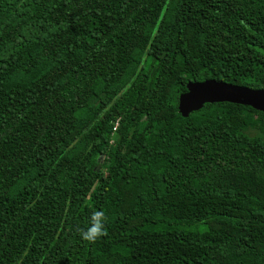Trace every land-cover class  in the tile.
Returning a JSON list of instances; mask_svg holds the SVG:
<instances>
[{
    "label": "trees",
    "instance_id": "16d2710c",
    "mask_svg": "<svg viewBox=\"0 0 264 264\" xmlns=\"http://www.w3.org/2000/svg\"><path fill=\"white\" fill-rule=\"evenodd\" d=\"M209 79L264 90V0H0V264H264V113L183 118Z\"/></svg>",
    "mask_w": 264,
    "mask_h": 264
},
{
    "label": "water",
    "instance_id": "95a60500",
    "mask_svg": "<svg viewBox=\"0 0 264 264\" xmlns=\"http://www.w3.org/2000/svg\"><path fill=\"white\" fill-rule=\"evenodd\" d=\"M229 103L249 107L264 113V90L215 81L190 82L186 85V92L178 97V113L187 118L197 112L205 104Z\"/></svg>",
    "mask_w": 264,
    "mask_h": 264
},
{
    "label": "clouds",
    "instance_id": "9594fccd",
    "mask_svg": "<svg viewBox=\"0 0 264 264\" xmlns=\"http://www.w3.org/2000/svg\"><path fill=\"white\" fill-rule=\"evenodd\" d=\"M106 222L107 216L103 211H94L89 221V227L80 231V237L82 241L87 244H92L103 236H106Z\"/></svg>",
    "mask_w": 264,
    "mask_h": 264
},
{
    "label": "rangeland",
    "instance_id": "374dc122",
    "mask_svg": "<svg viewBox=\"0 0 264 264\" xmlns=\"http://www.w3.org/2000/svg\"><path fill=\"white\" fill-rule=\"evenodd\" d=\"M170 113V111H165L164 112V115H167V114H169Z\"/></svg>",
    "mask_w": 264,
    "mask_h": 264
}]
</instances>
